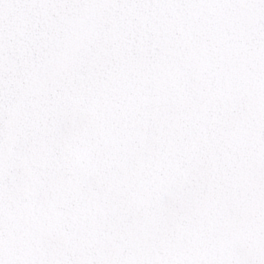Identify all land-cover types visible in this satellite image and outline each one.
<instances>
[{"label": "snow or ice", "instance_id": "6c2138e0", "mask_svg": "<svg viewBox=\"0 0 264 264\" xmlns=\"http://www.w3.org/2000/svg\"><path fill=\"white\" fill-rule=\"evenodd\" d=\"M0 264H264V0H0Z\"/></svg>", "mask_w": 264, "mask_h": 264}]
</instances>
